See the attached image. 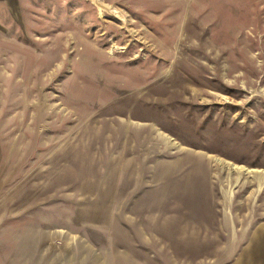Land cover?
<instances>
[{
  "label": "rangeland",
  "instance_id": "rangeland-1",
  "mask_svg": "<svg viewBox=\"0 0 264 264\" xmlns=\"http://www.w3.org/2000/svg\"><path fill=\"white\" fill-rule=\"evenodd\" d=\"M0 0V264H264V0Z\"/></svg>",
  "mask_w": 264,
  "mask_h": 264
},
{
  "label": "bare ground",
  "instance_id": "bare-ground-1",
  "mask_svg": "<svg viewBox=\"0 0 264 264\" xmlns=\"http://www.w3.org/2000/svg\"><path fill=\"white\" fill-rule=\"evenodd\" d=\"M93 5L99 10V11H102V10H106V11H112V9L107 6V5H104L100 0H90Z\"/></svg>",
  "mask_w": 264,
  "mask_h": 264
}]
</instances>
